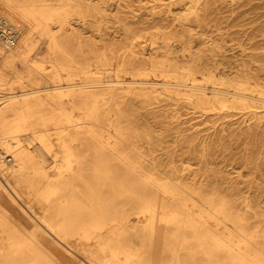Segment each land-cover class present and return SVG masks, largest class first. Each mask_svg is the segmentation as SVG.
I'll return each instance as SVG.
<instances>
[{"label": "bare ground", "instance_id": "bare-ground-1", "mask_svg": "<svg viewBox=\"0 0 264 264\" xmlns=\"http://www.w3.org/2000/svg\"><path fill=\"white\" fill-rule=\"evenodd\" d=\"M106 1L0 0V20L16 32L13 46L0 39V264H155L149 256L158 255L172 260L157 264L189 257L200 264H264V234L252 230L261 219L242 213L237 199L209 180L195 189L177 172L158 174L123 147L138 138L124 101L138 88L163 87L213 112L264 111V86L247 73L216 77L189 35L179 37L188 60L169 50L167 35L145 64L133 61L145 50H133V43L130 67L123 62L113 70L114 48L105 45L90 53L93 59L83 56L80 27L87 17L103 16ZM125 70L137 79L120 80ZM150 73L163 81L148 80ZM77 79L83 82L62 84ZM40 83L43 90L36 89ZM70 87L82 91L67 94V103L51 94ZM100 127L111 129L115 141L94 130ZM190 192L203 197L202 210L183 196ZM132 212L143 215L142 224H132ZM73 238L93 242L86 256H75Z\"/></svg>", "mask_w": 264, "mask_h": 264}, {"label": "rangeland", "instance_id": "rangeland-1", "mask_svg": "<svg viewBox=\"0 0 264 264\" xmlns=\"http://www.w3.org/2000/svg\"><path fill=\"white\" fill-rule=\"evenodd\" d=\"M96 3L99 0H93L92 4ZM103 7V16L87 17L83 28L80 27L83 56L93 59L90 53L105 45L114 48L110 66L113 70L123 62L124 66L130 67L135 59L130 45L133 43L132 46H136L133 50L145 49L144 54H137L133 61L145 64L154 56L151 47L160 48L162 36L167 35L170 36L169 50L178 59L188 60L189 53L179 37L189 35L195 49L203 50L205 57L212 61L210 64L214 66L216 77L221 72L229 76L247 73L253 78L251 82L264 86V0H107ZM77 19L73 17V25L80 24ZM146 37L154 38L156 43L148 45ZM158 52L161 55L164 51L160 49ZM63 74L65 76L66 72ZM118 76L125 83L137 79L126 70L118 72ZM148 80L159 83L163 78L158 73H150ZM80 82L83 81L77 79L62 84L72 86ZM44 88L42 83L36 87L38 90ZM19 91L22 90H15ZM81 91L70 87L51 94L61 95V100L67 103V94ZM124 101L132 111L139 132L137 139L131 137L129 143L123 145L129 154L138 156L142 165L158 174L177 172V176L187 179V184L193 181L195 189H205L208 180L214 182L221 195H229L228 198L241 203L242 213L245 212L252 221L261 219L252 230L260 229L264 234L263 108L203 111L184 96L167 93L163 87L157 86L146 90L138 88L127 94ZM74 115L80 117L82 114L75 111ZM94 130L115 141L111 129L100 127ZM52 138L55 139L54 132ZM73 168L78 167L73 165ZM125 173L120 169L118 176ZM183 196L196 210L203 209V197L191 192ZM100 197L102 195L99 200ZM246 204L250 211L244 208ZM36 211L40 213L38 207ZM129 219L132 224L144 221L143 215L135 212L129 215ZM71 244L75 256L84 257L93 242L73 238ZM139 244L137 242L134 246L138 248ZM149 258L155 264L172 260L160 255ZM198 260L189 257L181 262L200 264Z\"/></svg>", "mask_w": 264, "mask_h": 264}, {"label": "built area", "instance_id": "built-area-1", "mask_svg": "<svg viewBox=\"0 0 264 264\" xmlns=\"http://www.w3.org/2000/svg\"><path fill=\"white\" fill-rule=\"evenodd\" d=\"M0 39L6 41L10 46H13L16 42L15 30L4 20H0ZM6 161L9 162L10 158L7 157Z\"/></svg>", "mask_w": 264, "mask_h": 264}]
</instances>
